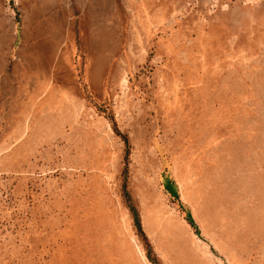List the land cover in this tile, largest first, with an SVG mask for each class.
Segmentation results:
<instances>
[{
  "label": "rangeland",
  "instance_id": "rangeland-1",
  "mask_svg": "<svg viewBox=\"0 0 264 264\" xmlns=\"http://www.w3.org/2000/svg\"><path fill=\"white\" fill-rule=\"evenodd\" d=\"M0 264H264V0H0Z\"/></svg>",
  "mask_w": 264,
  "mask_h": 264
},
{
  "label": "trees",
  "instance_id": "trees-1",
  "mask_svg": "<svg viewBox=\"0 0 264 264\" xmlns=\"http://www.w3.org/2000/svg\"><path fill=\"white\" fill-rule=\"evenodd\" d=\"M162 184H163L164 189L167 190L170 194H172V195L175 194L174 184H173L172 180L167 175H163ZM129 208H130V211H131L132 216H133V223L138 228L139 222H138V218L136 216V213H135L134 209H132V207H129ZM184 217H185L186 221L194 228V230L196 232L197 229L195 227L193 219H192L188 210L185 211Z\"/></svg>",
  "mask_w": 264,
  "mask_h": 264
}]
</instances>
